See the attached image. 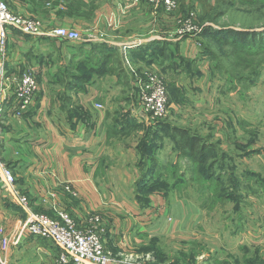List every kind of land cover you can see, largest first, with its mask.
<instances>
[{"label":"crops","instance_id":"0c3cea01","mask_svg":"<svg viewBox=\"0 0 264 264\" xmlns=\"http://www.w3.org/2000/svg\"><path fill=\"white\" fill-rule=\"evenodd\" d=\"M4 1L15 13L26 15L24 10L29 9L31 17L39 14L38 18L50 26L98 37L95 41L67 42L24 39L16 32L10 33L4 58L7 82L0 83V166L14 176V186L27 197L29 210L49 216L63 210L78 229L88 226V217L97 216L106 248L127 259L148 238L190 230L194 216L200 213L199 205L195 202L193 214L189 196L181 188L174 187L167 195L163 189L155 188L142 199L135 186L140 173L138 163L143 156L139 145L145 129L153 125L130 102L136 95L134 83L139 72L158 71L167 76L177 52L194 60L200 69L206 66L201 61L205 58L198 57L193 40L160 39L175 28L176 20L173 28L169 25L173 14L162 8L154 9L145 1L130 6L129 0H79L75 9L61 2L58 7L54 2L42 3L45 0ZM108 3H113V7H104ZM46 4H51V8L47 9ZM20 5L27 8L20 9ZM160 47L164 50L159 57ZM172 47L179 51L172 55ZM98 52L111 55L108 59L111 63L106 67L113 68L111 72L103 71L95 63ZM145 56H149L150 64L148 59L144 60ZM27 71L36 73L39 88L28 111L16 116L13 82ZM179 74L167 82H178L176 87L185 88ZM63 81L72 88H61ZM198 82L194 87L202 83ZM188 101L183 105L170 104L169 112L183 108L197 111L192 121L200 122L201 126L189 123L184 129L209 143L225 146V151L238 141L235 138L243 123L253 128L250 122L232 119L231 115L215 119L214 113L219 108L221 113L227 112L212 99L204 107L195 103L196 98L190 104ZM167 118L171 120L173 116ZM168 119L165 122L171 125ZM157 142L160 145L157 157L164 168L171 161L187 162L176 156L165 136ZM227 154L231 157L229 162L236 161L235 154ZM246 172L243 169L236 173L244 181ZM66 185L70 186L69 191L65 190ZM189 188L196 189L197 185L190 183ZM256 191L260 194L263 188L257 186L252 193L256 195ZM241 192L246 201V190ZM259 207L264 210V206ZM28 211L12 201L0 177V264H54L58 249L52 242L19 234ZM262 219L255 218V224ZM241 232V236L248 233L251 239L257 238L256 231Z\"/></svg>","mask_w":264,"mask_h":264},{"label":"rangeland","instance_id":"374dc122","mask_svg":"<svg viewBox=\"0 0 264 264\" xmlns=\"http://www.w3.org/2000/svg\"><path fill=\"white\" fill-rule=\"evenodd\" d=\"M209 1L211 7L214 9L213 13H222L221 16L216 17L215 23L206 20L200 21L202 11L197 0H184L182 5L180 4V1L178 8L175 11L167 13L174 15V17L173 15L170 17L172 18V22L169 23V25L173 28L175 20L177 21V26L179 20L191 17L193 23H196L198 27H207L210 25L213 28L218 27L238 31L248 30L249 33L257 34L256 38L264 37V0H256L253 3H245L243 0H225L224 3H217L216 0ZM43 2H54L57 7L61 2L68 4L70 9H75V7L80 5L81 1L45 0L42 1V3ZM47 4L45 7L50 9L51 4L49 6ZM147 5L150 6V4ZM104 7L111 8L113 7V3H108V5ZM19 8L22 9L27 7L26 5H20ZM160 8L162 7L160 6L157 9ZM9 9H11V7H9ZM24 11L27 16L29 15L31 17L32 14L29 9H25ZM33 15H36L33 17H40L39 14ZM200 34L190 39L193 40L194 46L197 48L198 57L205 58V60H201L202 63L206 65L205 68H198V64L190 59H187V61L189 60V64L177 63L172 68H169L167 76H163L167 86V93H170V91L178 93V91H180V101L183 100L184 102H187L188 99V104H190L193 102L192 100L196 98L197 102L195 103H199L202 107L209 105V102L212 99V102H214L215 105H218L217 103H219L221 109H223L222 111L227 112L223 114L221 113L220 108L218 109V107H216L214 112L217 109L218 111L214 113L215 119H222L231 115L232 119L250 122L253 125V128H250L248 123H243V125H241L242 131L238 133L235 138L236 140L238 139V141H235L228 151H225V146L222 147L216 144L215 150L219 151V153L220 151H224L237 156L236 161L233 162V160H231L229 162L226 160L222 165L219 164L217 169L221 167L226 169L228 165V167L232 168L234 172H240V170L244 169L245 171L255 173L258 178H256V180H250L245 176V182L247 183V186H250L249 190H246L245 192L246 201L244 200V202L241 203V210L239 213L233 211L235 205L233 200L220 199V195H217L214 198L212 197L211 201L209 197L210 204L207 205V202L204 200L203 191L200 190L201 183H198L199 188L197 189L189 188L190 183L188 182L183 183L181 191L182 193L188 194L189 197H187V200L193 205L191 209L193 214H195L194 207H197L195 202L199 205L200 213L197 216H194L192 224H190L191 229L182 230L177 234L171 233L161 237L146 239L144 245H141L142 247L139 248L136 254H133V256L126 261V264H264V245H258L256 240L251 239V237L247 235L248 233L245 234L246 232L244 233L245 236H241L239 233L241 231H248L251 234L262 227L264 228V219H262V222L255 224L257 222L255 218H264V210L259 207V205L264 206V189L263 191H260V194L256 191L258 195L250 192L252 189L257 188V186L262 189V182L260 181H264V64L260 66V71H262V73L259 78L252 74L251 68H245V73L242 77L246 79L236 80L234 77H238L237 73L233 72L231 69V66H235V61H238L236 65L240 66L239 70L244 71V67H246L250 61H261V59L256 57L248 58V55L242 53L246 50L249 51L246 47L236 48L231 45H222L216 39L203 38ZM22 38L26 39V36H22ZM172 50L173 52L171 53L173 55V53L179 51V48L175 49L172 47ZM180 50L182 51V49ZM251 50H255V48H252ZM210 51L215 54L214 58L209 57L208 53ZM175 55L183 57L179 52ZM124 63L125 66L128 67L127 63ZM217 65L222 66L223 69L217 68ZM179 68H184L186 73H177L178 71L176 72V69L180 70ZM148 71L149 70H142L139 72L138 76L143 79V74ZM196 72L199 74L198 76L195 74ZM178 74L181 77L180 81L184 83L185 88L177 87L178 89H181L177 91L175 87L178 82L175 84L167 81L173 79L172 77ZM198 80L202 83L194 87L196 83H199ZM135 83L134 87L137 88L138 84L136 80ZM64 84L65 81L61 83V88L64 87ZM171 84L174 85V88ZM137 92L138 91H136V95L132 97V100L130 101L135 105H137L138 100ZM221 102L223 104H221ZM172 103L174 102H170V104ZM179 103L182 104L183 102ZM205 110L207 111L208 109ZM210 110L211 109H209V111ZM192 111L194 112L187 111L183 108L181 111L176 110L173 113L168 112L167 115H171L173 118L170 120L165 117L164 119L171 121L172 127L175 126L184 129L189 123H192L194 127H197L196 125L201 126L198 121L195 122V124L193 123L192 120L194 117L192 116L197 114V111ZM149 122L154 123L156 121ZM167 150L168 148L165 149V151ZM250 150L256 151V153L257 151L261 152L258 155L255 154L246 158L239 156V154H242L241 152H247ZM216 151L214 152L213 157H217L218 152ZM164 158L165 157H163V159ZM211 158L212 157H209V160ZM180 165V167L184 169L188 163L184 162L180 163ZM191 169L193 170V168ZM195 174L196 166L193 177L196 176ZM174 179L176 183L181 184V182L178 181L177 176H174ZM255 184L256 187L254 186ZM255 197L257 198L256 201L253 200ZM259 213H262L263 216H260ZM263 228L261 230H263ZM143 249L145 251H143ZM108 251L111 254L110 259L122 260V256H116V253H112L109 249ZM46 256L50 257V255ZM46 256H44V258H47ZM52 259H54V257H52Z\"/></svg>","mask_w":264,"mask_h":264},{"label":"built area","instance_id":"2783aa9c","mask_svg":"<svg viewBox=\"0 0 264 264\" xmlns=\"http://www.w3.org/2000/svg\"><path fill=\"white\" fill-rule=\"evenodd\" d=\"M142 1L150 4L154 9L161 6L165 13L175 11L179 5V0H129L128 3L130 6H135ZM195 24L191 17L181 19L174 30L166 33L165 37L160 39L178 41L194 38L201 33L203 28V26L198 27ZM11 32L36 39H57L67 42L95 41L98 39L92 33L50 26L41 18L15 13L9 9L3 0H0L1 84L7 82L4 72V58ZM35 74L34 71H27L13 82L16 116L25 113L31 107L39 88ZM143 77V79L139 77L137 81L138 100L136 109L148 121L164 119L168 116L170 107L164 78L158 71H148L143 74ZM95 107L101 109L99 105H95ZM0 177L2 178L3 189L11 195L12 201L21 209L28 211V199L19 193L14 186L15 179L11 172L6 167L0 166ZM65 190L69 191L70 186L66 185ZM29 211L19 234L52 242L58 249L54 264H126V261L129 260L127 258L122 260L110 259L111 254L105 246L101 230L98 227L100 218L95 215L88 217L86 220L88 226L85 229H78L74 220L63 210L55 211L56 215L53 217ZM261 229L256 231L257 238L254 239L258 245H264V228Z\"/></svg>","mask_w":264,"mask_h":264},{"label":"trees","instance_id":"16d2710c","mask_svg":"<svg viewBox=\"0 0 264 264\" xmlns=\"http://www.w3.org/2000/svg\"><path fill=\"white\" fill-rule=\"evenodd\" d=\"M216 1L217 3L225 2V0ZM254 1L256 0H243V2L245 3H253ZM183 2L184 0H179V3L181 5L183 4ZM197 2L202 11L200 21L206 20L215 23L216 17L221 16V12L216 14L213 13L214 9L211 7L209 0H197ZM200 35L203 38L216 39L222 45H231L235 46L236 48L246 47V49H249V51L246 50L242 53L248 55V58H260L261 61H250L249 64L244 67V71L239 70L240 66L236 65L238 61H235V66H231V69L233 70V72L237 73L238 77L234 78L236 80H245L246 78L242 77V75L245 73V68H251L252 74H254L258 78L260 77L262 73V71H260V66L264 64V37L256 38L257 34L249 33L248 30L238 31L234 29H224L218 27L213 28L210 25H208L207 27H203ZM250 48H255V50H251ZM160 49L161 50L159 53V57L162 56V49L164 50V48L160 47ZM99 53L100 52H98L96 62L95 60L93 62L98 63L103 71L111 72L113 68L106 69L108 64L111 63L108 60L111 55L109 53H107L106 55H100ZM165 53H167L166 49ZM208 55L211 58L215 57V54L211 51L208 53ZM148 57L145 56L144 60L148 59ZM173 58V65H176L177 63L189 64V60L187 61V58H183L178 55H174ZM167 60L172 62V59L170 57H167ZM147 62L148 64H150L149 59L147 60ZM217 68L223 69V67L220 65H217ZM179 69L183 70L184 68ZM195 74L197 76L199 75L197 72ZM136 81H138V79ZM171 86L174 88V85L171 84ZM64 87L66 89L72 88L71 85H67V83L64 84ZM165 87L167 91L166 84ZM175 88L177 91L181 90L177 87ZM134 90L138 91L137 88ZM179 92L180 91H178V93H173L172 91H170V93H167L169 104L170 102H174L175 104H181L179 102H183L182 104L185 103L183 100L180 101ZM165 121V119L157 120L153 123L151 129L149 127L145 129V133L143 136L144 139L139 145V149L141 152H143V156L138 163L140 173L138 179L135 182V186L137 187L136 193L141 194L142 199H144L145 195L147 196L148 194L152 193L155 188L163 189L165 191L164 194L167 195L174 189V187L181 188L182 184L185 182L195 185L197 184V188H199L198 183H201L200 190L203 191L204 200L207 202V205L210 204L208 199L209 197L211 201L212 197L214 198L215 196L220 195V199L233 200L235 202L233 211L235 213H239V211L241 210L240 205L244 200V195L242 194L241 190H249L250 185L247 186L245 180L243 181V179H240L238 174L234 172L232 168L228 167V165L226 169H223L222 167L217 169L219 164L222 165L223 162L229 160L231 157L224 151H220V153L219 151H216V144L209 143L199 136L191 135L186 129L175 126L172 127ZM161 136H165V138L171 142L172 149L179 159H186L188 165L184 169L180 167V164H175L174 161H171L165 168L160 164L157 157V150L160 145L157 141ZM215 151L218 152L217 157H213ZM259 152L260 151H257V153ZM241 153L242 154H239L240 157H248L257 154L256 151L253 150ZM209 157L212 158L209 160ZM195 166L196 176L193 177L195 173ZM167 168L168 170L166 171ZM191 168H193L194 171ZM174 176L178 177V181L181 182V184L176 183ZM245 176L248 179L253 177L258 178L255 173L249 171L246 172ZM260 182H262V188L264 189V181ZM250 192H253V189ZM137 197L140 198V196L138 195ZM143 251L145 250L143 249Z\"/></svg>","mask_w":264,"mask_h":264}]
</instances>
